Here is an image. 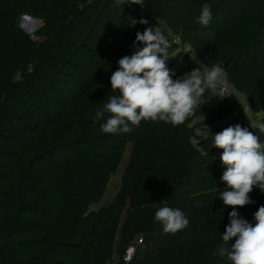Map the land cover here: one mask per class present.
Segmentation results:
<instances>
[{
  "label": "trees",
  "instance_id": "obj_1",
  "mask_svg": "<svg viewBox=\"0 0 264 264\" xmlns=\"http://www.w3.org/2000/svg\"><path fill=\"white\" fill-rule=\"evenodd\" d=\"M74 1L40 0L36 11L47 10L46 3L59 7ZM261 1L249 0L253 10L229 25L223 24L220 14L212 13L207 26L183 19L178 31L180 40L197 51L192 35L215 28L208 65L223 67L228 81L247 95L249 106L255 111H264V38H260L264 30V0L262 4ZM15 2L11 5L8 0H0V31L14 38L11 44L3 42L0 52L9 48L21 51L16 55V76V72L7 69L8 64L3 65L0 54V66L6 67L3 74L0 71V171L10 169L13 173L0 177V187L10 180L16 182L23 160L36 162V179L47 182L46 192L36 198V249L43 248L44 252L37 250L36 261L23 264H107L113 255L116 234L119 247L133 244L138 235L147 237H140L143 243L137 245L130 262L118 259L115 264H233L227 255L218 253V245L224 243L221 236L229 224V213L233 211L220 199L226 188L221 180L225 166L217 156L222 149L209 142L195 145L190 127L192 120L204 111L210 89L203 96L206 103L178 126L148 120L141 121L138 127L130 125L129 133L105 134L101 125L110 114L95 117L97 111L103 110L107 97L113 95L111 75L119 68L118 60L135 49L138 32L128 25L116 30L109 22H100L99 17L111 19L115 6L138 14L142 6L127 3L129 0L120 5L116 0H81V7L75 6L70 13L61 6L56 20L46 19L48 27L37 42L20 31L13 34L18 30L15 13L25 9L27 0ZM155 2L143 0L147 13H161ZM215 6L219 7L218 3ZM69 16L70 25L66 22ZM97 27L105 31V36L97 48H91L89 40ZM66 70L68 78L62 80L60 75ZM32 80L35 87L29 88ZM230 100L224 98L220 109ZM215 112H208V118ZM263 134L258 135L261 141ZM209 139L212 141V136ZM128 143L132 149L122 186L129 184V192L122 187L111 204L89 209L103 198ZM195 179L209 192L196 196L184 193L188 181ZM249 196L254 203L236 211L255 226L254 214L264 206V192L254 188ZM164 206L180 209L188 226L176 233H165L163 225L155 220L158 207ZM123 213L125 217L121 216ZM52 218L53 222L42 226V220ZM42 228L46 236L38 238ZM236 239L228 241L229 250ZM47 241L52 242L51 246L47 247ZM13 248L9 242H0V264H22L19 252ZM68 248L73 250L68 252ZM213 252L217 255L213 256ZM63 254L66 259L61 257Z\"/></svg>",
  "mask_w": 264,
  "mask_h": 264
},
{
  "label": "rangeland",
  "instance_id": "obj_2",
  "mask_svg": "<svg viewBox=\"0 0 264 264\" xmlns=\"http://www.w3.org/2000/svg\"><path fill=\"white\" fill-rule=\"evenodd\" d=\"M39 1L27 0L24 5L25 9H19L16 11L17 13H15L14 22L18 30H14L13 34H19L21 32L22 34H26L31 40L40 42L43 39V33L48 27L46 19L51 18L56 20V17H59L58 13L62 7L69 13L73 11L75 6L78 5V8L81 7V0H76L74 3L72 2L70 4H59V7L54 5L53 2H50L45 5V8H48L47 10L40 8L36 11V7H39L40 5ZM8 2L11 3V5L16 4L15 0H8ZM248 2L249 0H157L155 3H158V6L161 7V9L159 8L161 13H158V15L147 13L143 7L139 9L137 14L133 9L131 12L126 13L123 12L122 7L116 9L115 6L110 13L111 19L101 16V18L99 17V21L103 23L109 22L111 25L115 26L116 30H124L127 25L131 26L134 30L136 29L138 32L143 31L144 27H153L154 30H160L172 45L169 48L170 58L166 63L167 67L174 72L172 78L175 80L182 78L185 74L192 71L202 73L211 68L208 65L207 59L215 28L208 27L192 35L193 43L198 49L196 51L189 44H185L183 43V40H180L182 35L179 34L178 31L183 24L182 20L188 19L189 23L195 22L196 18L200 15L202 6L208 4L211 6L213 15L220 14L219 16L222 17L223 24L229 25L237 22L244 14L253 10V7H251L252 2ZM217 3L219 7L215 6ZM262 3L263 0L260 4ZM261 8H264V4L261 5ZM141 19H146L148 24L143 25L137 22L134 26L131 25L132 20L139 21ZM66 22L69 25L71 24L72 19L70 16L66 19ZM1 28L2 27L0 26V30ZM262 33L263 35H261L260 38H264V30H262ZM6 34L5 31H0V45L3 44V42L8 44L13 42L14 38L9 34ZM93 34L94 37L89 40V45L91 48H97V46L101 44L100 38L105 36V31L102 28L97 27L93 31ZM253 46L254 45H252V49ZM134 51L135 49L125 56H131ZM20 53V49H18L17 52H13L11 48H9V50H1L0 54L2 55L3 65L8 64L10 66L7 68L9 71H17L16 62L19 61L17 60L16 55H20ZM83 62L84 61H82L81 64H83ZM4 70H6V67L1 65L0 71L2 74L4 73ZM73 72V74H76L77 71L74 70ZM81 72L85 74V72ZM16 74L17 72L15 73V76ZM68 74L69 71L66 70L64 74L60 75V78L66 80ZM34 84V80H32L28 87H35ZM222 87H226V90L224 91ZM232 96H236L237 99H233ZM226 97H230L231 100L224 105V109L222 110L220 109L221 104ZM213 109L217 112L213 113L212 117L208 118L207 113ZM256 110L257 111L249 106L247 95L237 90L236 87L228 81L226 76L220 87L210 89V99L207 101L204 111L197 115L190 123L193 134V143L200 146L205 142H209L212 145V141H209V137H213L225 128L235 125L247 128L257 136L260 132L264 133V131L261 130V126H264V111L259 109ZM217 118H219V121H214ZM251 127H254V129H251ZM261 142L264 143V141ZM25 144H28V142H25ZM131 149L132 145L128 143L123 161L118 170L111 175L103 198L100 202L91 205L89 209L94 208L97 210L101 206H108L123 189L122 187L126 188L124 191L129 192V189L131 188L129 187V184H124L122 186V182L124 171L128 165ZM221 153L222 151L217 153L219 158ZM12 174L13 173H11L10 169L0 171V177L12 176ZM17 176L18 177L15 180L16 182L10 180L7 184L0 187V242L11 243L14 247L13 249L19 252L17 255L23 264L35 262L37 250H39L40 254L44 252L43 248L41 250L36 249V218H39L38 216L36 217V198L41 192H46L44 187L47 182L41 181L38 178L36 179V162L34 161L30 163L29 160H23L17 171ZM206 190L208 189L201 187V182L198 179H195L188 181L183 192L196 196L209 192ZM121 216L125 217V214L123 213ZM53 219L54 218L50 220L47 219L46 221L42 220V226L46 223L49 224L53 222ZM38 232V238L41 235L46 236L43 228ZM142 236L147 237L145 234L136 237L140 238ZM77 241L80 242L79 240ZM135 241L136 239L133 242L134 244ZM146 241H148V239H145V242ZM47 242V247L51 246L52 242ZM118 243L119 236L116 234L113 255L108 259L107 264H115L118 259H123V261L126 262L125 255L128 247H119ZM143 246H145V243ZM71 250L73 249H67L68 252ZM186 253L187 250H184V254ZM5 254L6 253L3 255ZM134 255L135 253L132 256V259L134 258ZM61 257L66 259L64 254ZM183 263H187V261Z\"/></svg>",
  "mask_w": 264,
  "mask_h": 264
},
{
  "label": "clouds",
  "instance_id": "obj_3",
  "mask_svg": "<svg viewBox=\"0 0 264 264\" xmlns=\"http://www.w3.org/2000/svg\"><path fill=\"white\" fill-rule=\"evenodd\" d=\"M116 3L120 5L123 0H116ZM127 3L143 7V0H129ZM211 19V6L204 4L196 18L197 23L207 26ZM137 22L148 24L146 19H141L132 20L131 25ZM171 46L165 35L153 27L136 33L135 51L131 56L120 58L118 70L111 75L113 95L107 97L103 110L95 113L97 119L105 113L110 114L101 125L103 133H129L132 131L130 125L138 127L141 121L148 120L181 125L206 103L203 100L206 90L221 86L227 73L219 64H213L202 73L192 71L174 80V72L166 63ZM261 130L264 131V126ZM212 145L222 149L220 160L225 166L221 180L226 188L220 193V199L225 206L233 208L218 253L227 255L233 264H264V206L254 214L255 226L236 211L238 207L254 203L249 196L254 188L264 192V143L252 131L235 125L215 134ZM155 220L163 225L165 233H176L189 224L180 209L168 206L158 207ZM233 237L237 239L229 250L227 244ZM215 255L217 252H213Z\"/></svg>",
  "mask_w": 264,
  "mask_h": 264
},
{
  "label": "built area",
  "instance_id": "obj_4",
  "mask_svg": "<svg viewBox=\"0 0 264 264\" xmlns=\"http://www.w3.org/2000/svg\"><path fill=\"white\" fill-rule=\"evenodd\" d=\"M222 89L225 91L226 90V87H222ZM142 243H143V238H138L135 241V244L133 243V244H131V245L128 246V248L126 250L127 252H126V255H125V261L126 262L131 261L132 256L135 253V250H136L137 245H140Z\"/></svg>",
  "mask_w": 264,
  "mask_h": 264
}]
</instances>
